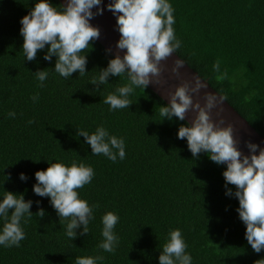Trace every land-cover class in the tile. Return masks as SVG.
<instances>
[{"label": "trees", "instance_id": "16d2710c", "mask_svg": "<svg viewBox=\"0 0 264 264\" xmlns=\"http://www.w3.org/2000/svg\"><path fill=\"white\" fill-rule=\"evenodd\" d=\"M36 2L0 0V199L5 191L24 193L26 201H33L34 214L22 221L26 238L19 247L0 246V264H75L83 256H102L98 264H159L163 245L177 228L193 264H255L264 259V251L255 253L245 239L238 200L225 195L226 166H217L203 152L194 158L187 141L177 138L185 121L163 120L160 107L167 104L149 88L135 89L129 109L109 111L103 99L128 81L110 77L109 85L100 86L102 92L90 84L113 58L99 43L82 53H88L89 73L77 72L66 80L49 70L40 86L35 72L54 68L56 58L49 63L44 51H38L36 60L25 61L20 36V20ZM169 2L181 41L175 54L264 138V0ZM51 3L62 6L57 0ZM217 60L219 73L213 69ZM225 70L227 78L219 79ZM98 126L125 139L123 160L91 155L90 146L77 135V129L91 134ZM74 161L93 167L92 182L77 191L99 207L89 234L80 236L82 229H77V239L71 240L65 234L68 220L60 221L49 199L36 196L32 187L34 174L46 170L48 162L70 166ZM20 173L28 177L26 182ZM228 187L235 191L234 185ZM39 208L46 212L43 218L35 215ZM109 211L120 217L114 230L119 245L112 253L98 247L101 218Z\"/></svg>", "mask_w": 264, "mask_h": 264}, {"label": "clouds", "instance_id": "9594fccd", "mask_svg": "<svg viewBox=\"0 0 264 264\" xmlns=\"http://www.w3.org/2000/svg\"><path fill=\"white\" fill-rule=\"evenodd\" d=\"M102 5L103 0H66V6L57 7L51 0H37L29 13L20 20L23 54L28 62L36 60L38 51H44L43 59L49 63L53 57L56 58L54 68L35 72L41 87L50 75L49 70L66 80L77 72L79 76L89 73L86 71L88 53H82L89 48L93 50V43L101 35L100 28L93 26L90 21L103 15L106 7L116 18L115 30L120 33L116 49L126 51L123 56L118 51L108 61L106 68L96 69L97 75L90 84L96 86L97 92H102L100 86L109 85L110 77H125L128 83L107 94L103 103L109 105V111L129 109L132 105L130 96L135 89L145 90L152 84V77L160 74V62L177 53L181 47L173 27L174 8L169 0H110L106 6ZM106 51L111 53V49ZM184 65L182 58L175 59L173 72L178 73ZM213 69L220 72L219 60L213 64ZM226 78L227 70L219 79ZM206 87L207 84L198 77L195 78L194 86L185 82L177 87L169 103L160 107V116L170 122L173 117L185 121L186 113H196L190 124L185 123L178 128L177 138L187 141L188 150L194 158L203 152L217 166H226L222 173L225 195L238 200L236 211L246 227L245 239L251 249L259 254L264 251V148L246 142L249 154L245 155L237 146L232 126L222 127L223 120L213 122L209 113L222 105L226 97L206 92L203 106L193 102V94H199ZM31 99L37 101L38 94ZM8 116L15 118L16 113L9 112ZM28 123L34 124L36 121L30 120ZM77 135L84 138L93 156L103 154L113 162L125 158V139L111 135L103 126H98L91 134L77 129ZM48 163L46 170L34 174L36 183L32 187L33 193L49 199L60 221L68 220L65 234L69 239H77V229H82L80 236H87L89 225L95 219L94 209L99 204L90 205L87 200L80 198L77 190L92 182L95 175L93 167L75 161L70 166L62 162ZM19 179L26 182L28 177L20 173ZM228 185H234L235 191ZM35 203L39 207L41 202ZM32 206L33 201H26L24 193L4 192L0 199V220L3 221L0 246H20V242L26 238L22 221L26 223L34 215L30 211ZM35 215L43 218L46 212L39 208ZM119 220V215L112 211L106 212L101 218L103 240L98 247L105 252L112 253L119 245V236L114 231ZM187 247L179 228L170 231L158 257L159 264H193ZM102 259V256L76 257L75 264H98ZM255 264H264V259Z\"/></svg>", "mask_w": 264, "mask_h": 264}, {"label": "water", "instance_id": "95a60500", "mask_svg": "<svg viewBox=\"0 0 264 264\" xmlns=\"http://www.w3.org/2000/svg\"><path fill=\"white\" fill-rule=\"evenodd\" d=\"M57 1L62 6H66V0ZM108 3H110V0H103L102 6H106ZM92 11L95 12L96 9L93 8ZM90 23L93 26H98L101 31L100 38L96 42L105 50L111 49V53H108L114 58L119 51L116 49V43L120 38V33L115 30L116 18L105 7L103 15L96 16L90 21ZM124 51H119V54L123 56ZM177 58H179V56L174 53L171 57L161 61L159 64L160 74L156 77H152L153 83L147 88L168 104L171 94L174 93L177 87L185 82H189L191 86H194L195 78L198 77L201 81L207 84V87L201 89L199 94H193V102H199L201 106H203L205 103L204 94L206 92L216 94L217 92L186 63L178 73H174L173 68L175 66V59ZM217 94L222 96L219 93ZM209 115L213 122L219 123L220 120H223L224 124L221 125L222 127L228 125L232 126L233 136L237 141V146L245 155L249 154L248 149L245 147L246 142L258 144L260 147L264 148V138L242 116H240V114L227 101H224L222 105H218L217 108H214ZM195 116V112L189 111L186 113L185 122L190 124ZM256 154L258 155L259 153L257 152Z\"/></svg>", "mask_w": 264, "mask_h": 264}]
</instances>
